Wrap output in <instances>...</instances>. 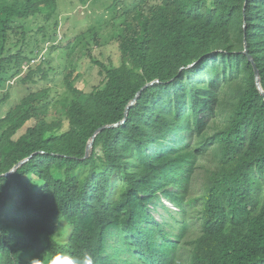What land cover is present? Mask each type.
I'll return each instance as SVG.
<instances>
[{
    "label": "trees",
    "instance_id": "trees-1",
    "mask_svg": "<svg viewBox=\"0 0 264 264\" xmlns=\"http://www.w3.org/2000/svg\"><path fill=\"white\" fill-rule=\"evenodd\" d=\"M58 1L0 0V74L29 59L7 55L11 35L26 38L27 22L49 20ZM116 18L121 62L90 54L104 82L84 101L51 119L46 92L33 89L0 119V264L85 254L175 264L193 217L201 228L184 264H264V96L249 60L264 89V0H123ZM210 151L215 165L193 196ZM162 197L179 209L177 233L155 215Z\"/></svg>",
    "mask_w": 264,
    "mask_h": 264
},
{
    "label": "rangeland",
    "instance_id": "rangeland-1",
    "mask_svg": "<svg viewBox=\"0 0 264 264\" xmlns=\"http://www.w3.org/2000/svg\"><path fill=\"white\" fill-rule=\"evenodd\" d=\"M58 4L49 20H45L44 16H37L27 22L29 32L26 38L21 33L11 35L14 46L7 55L23 50L24 54L28 52L29 59L24 60L23 64L13 61L8 65L6 73L0 74V78L8 79L4 85L0 84V119L11 106L33 89L46 92L45 102L49 105L51 119L64 118L68 104L75 99L84 101L88 92L104 82V74L92 62L90 54L108 65L120 64L121 54L117 40L123 26L116 16L123 0H59ZM38 66H41V71L34 77V81H20L31 67ZM44 71L47 77L41 79ZM71 83L84 92H75ZM2 131L0 129V134ZM199 162L188 189L193 196L202 191L204 164L215 165L213 153L210 151L201 155ZM162 199L166 207L159 206L155 215L158 220L170 224L168 229L177 233L175 228L179 209L163 197ZM190 221L175 264L186 262L190 241L200 233L198 219L193 217ZM68 232V229H62L61 237L66 238ZM29 263L48 264V261L44 256H34Z\"/></svg>",
    "mask_w": 264,
    "mask_h": 264
},
{
    "label": "water",
    "instance_id": "water-1",
    "mask_svg": "<svg viewBox=\"0 0 264 264\" xmlns=\"http://www.w3.org/2000/svg\"><path fill=\"white\" fill-rule=\"evenodd\" d=\"M244 52H245V54H248V49H247V47H246V49H245ZM249 60L253 63V66H254V69H255L257 87H258V89L260 90L261 94H263V96H264V89H263V86H262V84H261V77H260V72H259V69H258V67H257V64L254 62V59H253V57H252L251 55H249ZM151 84H153V82H151V83L145 85V86H144V87L138 92L136 98H135V99L129 104V106L127 107V109H126V117H125V119H124L123 121H121V123H124L125 120L127 119L128 112H129V107H130L132 104H135V103H136L137 98H138L139 94L142 92V90H144L147 86H149V85H151ZM117 125H119V123L112 124V125H105V126L99 128V130L93 135L92 139L90 140L89 144L87 145V150H86V156H85V157H89V156H90V154H91V152H92V149H93L94 140H95V137H96L97 133H99V132H100L101 130H103L104 128H107V127H113V126H117ZM29 158H30V157L25 158V159H23L22 161H20L18 164H16V165L14 166V168H13L9 173H7V175L10 176L13 172H15V170H16L19 166H21L22 164H24L25 162H27V161L29 160Z\"/></svg>",
    "mask_w": 264,
    "mask_h": 264
},
{
    "label": "clouds",
    "instance_id": "clouds-1",
    "mask_svg": "<svg viewBox=\"0 0 264 264\" xmlns=\"http://www.w3.org/2000/svg\"><path fill=\"white\" fill-rule=\"evenodd\" d=\"M48 264H93L91 256L85 254L82 258H73L70 256H54Z\"/></svg>",
    "mask_w": 264,
    "mask_h": 264
}]
</instances>
